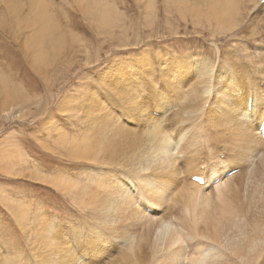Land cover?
Returning a JSON list of instances; mask_svg holds the SVG:
<instances>
[{
	"label": "rangeland",
	"instance_id": "rangeland-1",
	"mask_svg": "<svg viewBox=\"0 0 264 264\" xmlns=\"http://www.w3.org/2000/svg\"><path fill=\"white\" fill-rule=\"evenodd\" d=\"M211 1L34 0V3H32L31 0H0V261H6V259L14 261L13 259H15V262H17L16 259H18L19 264H45V260L49 258L52 252L51 238L49 239L44 234L45 230H42L41 227L48 224L53 227L54 235H61L59 236L62 237L61 241H64L66 246L71 248V259H81V264L117 263L119 258H117V255L121 258L125 250L120 243L117 244L118 241L113 239V241L110 239L105 241L96 235L103 228L97 226V229H95L97 222L92 217L94 214L91 207L99 193L96 184L111 188L115 181L125 179L124 170H119L116 167L105 168L102 166L103 168H100L99 163L96 164L91 160H83L77 157L78 155L75 154L77 152L72 149L80 148L82 153H91L98 143L96 139L100 129L114 135L113 137L118 143L116 147H121L122 143L125 142L123 135L130 134L135 130L138 139H141L145 129L146 116L157 118L161 115L162 110L166 109V106L170 109L167 107L166 121L162 125L163 130L171 131L175 138L179 137L178 135H181L183 131L189 130V132H187L180 146L182 148H179L174 156V163L177 170H179L180 178L177 180V176L167 172L160 173L156 171L157 176L153 175V177L156 176V184L162 188L161 191H164V197H162L164 203L163 206L156 208L155 212L152 213L150 211L151 207L143 202L145 208H150L149 212H146L148 210L143 212L147 219L156 223L157 221L160 223L164 219H169L174 224H179L181 216L179 207L181 208L185 201V203L191 201L190 195L195 190L197 193L194 192L192 197L197 198L194 199V202L196 200L198 204L194 202L189 204L194 203L197 205V209L200 205L204 206H200L201 210L195 209L197 212L203 211V209L206 210L205 203L207 202L204 201L207 199L211 203L208 207L218 205L216 208H219L227 205L238 209L244 206L242 204L244 191L241 180L249 173L252 179L258 181L257 175H260L259 172L262 169L258 162H260V158L264 159V146L257 140L252 146L261 152L262 156L258 157L259 161H257V158L251 164V169L245 168L248 171L243 170L242 174L240 173L244 176L242 179L235 177L233 179L234 184L225 183L226 189L219 187L220 190H213L212 186L214 185L212 184L208 188H202L203 190L196 187L194 189V186L189 184L188 178L189 173L210 172L212 168L217 166L218 161H214L212 158L214 155L209 154L203 148L199 159L196 158L198 161L196 160L194 164H191L192 154L191 149L187 148L188 142L190 143L194 137L200 134V130L203 131L207 139H210L213 129L216 128L212 126L214 123L225 125L221 124L216 118V114H220L219 110L214 111L213 115H209L214 98L199 101L195 95H192L194 93H189L190 96L186 95L188 94L187 90L194 92L193 88L197 84V80L195 81L196 61L198 58L204 57V59H210L217 67L220 65L221 59L229 55L227 51L233 46L235 47V43L239 44L237 38L241 32L248 29L246 25L250 24L253 28L256 27L259 32H264L261 24L257 23L258 15L256 16L255 11L258 9V5L254 10L250 3H244L246 6L243 10V5L240 3L242 0H236L238 6L235 4L234 10L241 9H239V15L236 16L235 11H233L232 19L236 18L237 22L242 20V24L233 32L221 33L226 26H216L214 21L211 20L212 17H219L218 14L220 15V12L214 13L212 11L215 4ZM217 1L222 2V0ZM38 2H42V4L37 6ZM246 7L248 8L246 9ZM14 9H17V11ZM196 10H199V12ZM205 14H207L206 17ZM210 14L211 17H209ZM42 15H45V18ZM25 19H27L26 22ZM36 21L39 22L40 28H37ZM254 23H257V26ZM32 24H35L36 27ZM8 28H12L15 36L9 35V37L7 35ZM36 28L41 31L38 32ZM214 28L216 29L214 30ZM236 33H238V36ZM263 38L260 40L261 42H263ZM262 44L264 45V42ZM3 45L5 46L3 47ZM216 47L219 48V51ZM231 57L233 56L230 53L229 59H232ZM226 62L230 63L231 61L226 58ZM169 63L172 64L174 72L171 76L169 75L170 77L168 75L166 77L165 68ZM176 64L180 65L181 68L176 70ZM172 76L173 78H171ZM248 76H252V74ZM172 79H175L176 82L171 81ZM252 80L257 89L256 92L261 93L264 90V76H257ZM190 81L193 82L188 83ZM237 81L242 88L245 87L244 91H247V95L253 93L248 91L250 87H248L249 84H245L246 79L243 81L238 78ZM150 82L153 83L154 87L150 86ZM173 83L182 85L177 88ZM188 84L190 88L187 86V89L186 85ZM111 86L112 91L110 90ZM130 89L131 91H129ZM179 89L184 90L180 91ZM8 92L9 95L15 93L16 98L8 96ZM120 92L124 95H121ZM128 92L129 95H127ZM180 92L187 97V100H184L185 96ZM118 93L121 96H118ZM158 96L162 100H168L167 102L163 101L165 107L155 102V97ZM177 97L180 98L176 99ZM95 98L103 104L114 118H110L111 115H108L109 118L106 115H99L98 111L100 109L98 110L94 106ZM136 104H140L139 107ZM183 107L184 109L181 110L180 108ZM199 108H201L200 112ZM128 109L136 112L138 119H141L139 123L133 119L132 116L134 115ZM258 109L259 105L256 103V110ZM183 110L185 113L181 115ZM83 111L85 114H83ZM205 112H208V114ZM189 115L190 117H188ZM179 116L181 117L179 118ZM182 116H187V118L185 117L186 120ZM113 119H117L118 122L113 124ZM195 130L199 132H195ZM110 135H106L107 143L110 142ZM230 135L229 131L225 133L227 140ZM213 145L215 152L217 151L216 155L219 153L226 154L227 157L225 155V158H228L229 162L232 161L231 158L233 157H229L230 154L225 147ZM185 148L186 153L184 155L177 154ZM223 149L226 153L221 152ZM207 157L212 159L209 160ZM181 159H185V162ZM208 161L209 163H207ZM195 167H198L197 170H195ZM253 168L254 170H252ZM257 168L259 169L257 170ZM221 172H223V168ZM241 175L238 177H242ZM254 176H257V178H254ZM262 178H264V174ZM87 181L93 184L89 186L88 192H84L82 190ZM253 181H251L252 184L255 183ZM72 185L75 188H68ZM230 185L231 188H228ZM181 186L184 187V191ZM228 189H232V191H228ZM221 190L226 192L222 193ZM187 191L190 192L187 193ZM217 193H220L222 198L219 199L221 196ZM216 195L219 196L217 199ZM205 196H207V199ZM170 198L172 199L170 200ZM211 208L207 209L211 212L213 209ZM237 209L235 210L238 211L239 209ZM216 211L212 212L216 213ZM27 212H30V215L36 214L29 215L30 217L26 219ZM212 212L211 214L214 215ZM22 213L23 216L20 215ZM38 217L41 218L40 220L37 219L40 223L42 222L41 226L37 225L39 222L36 218ZM30 218L34 219L35 222ZM21 220L24 221L21 222ZM126 220V222L120 223L118 233L128 231L133 234L135 232L136 239L140 240L141 243L153 231L151 224L145 230L133 223L131 224V220ZM36 227L37 229H35ZM94 229L96 232H94ZM103 231L100 230L105 235L107 232ZM116 234L114 233V235ZM187 235L188 233L181 234L178 237L183 240L181 242L188 247L186 248L188 251V249H192L195 240L190 241L188 244ZM105 237L113 238L112 236ZM97 239L100 240L96 246L97 249H92L90 243L86 244L87 241L94 242ZM72 242L77 243L75 250L72 249ZM100 242L103 247H100ZM257 264H264V257Z\"/></svg>",
	"mask_w": 264,
	"mask_h": 264
},
{
	"label": "bare ground",
	"instance_id": "bare-ground-1",
	"mask_svg": "<svg viewBox=\"0 0 264 264\" xmlns=\"http://www.w3.org/2000/svg\"><path fill=\"white\" fill-rule=\"evenodd\" d=\"M31 2L34 3V0H31ZM182 2H184V1H182ZM211 2L215 4L212 11L214 13L220 12V15L218 14L219 17H212L211 20L214 21V24H216V26H223V27L226 26L225 30L221 31V33L224 34L227 31L233 32L237 29V27L239 25L242 24V20L237 22L236 18L232 19V14H234L233 11H235L234 5L237 3L236 0H222V2H219V1L216 2V0L215 1L212 0ZM258 2H259V4H258ZM240 3L243 5V10L245 9V6H246V5H244V3H247V4L250 3V5L253 6L252 7L253 9L255 7H257V5H258V9H257V11H255L256 16L258 15L257 23L258 24L260 23L261 27L264 28V0H242ZM38 4H42V2H40V3L38 2L37 6H38ZM172 4H174V3H172ZM215 6H218V7H215ZM39 7H40V5H39ZM151 7H153V6H151ZM247 8L248 7H246V9ZM239 9H241V8H239ZM239 9H236L235 16L239 15ZM249 9H251V8H249ZM210 10H211V8H210ZM15 11H17V9ZM196 11L199 12V10H196ZM208 11H207V13H208ZM43 13H44V11H43ZM28 15H27V17H28ZM198 15H200V14H198ZM206 15L207 14H205V17H206ZM246 15H248V14L246 13ZM42 16L45 18V15H42ZM203 16H204V14H203ZM43 17H41V18H43ZM209 17H211V14ZM26 20L27 19H25V22H26ZM37 21H36V23L35 22L34 23L38 24L39 22L37 23ZM207 22H209V21H207ZM257 23H254V24L257 26ZM35 24H32V25L35 26ZM24 25H26V24H24ZM14 26L16 27V25H14ZM37 26H38L37 28H40L39 24ZM246 26L248 29L241 32L242 35L240 34V36H238V33H236V35L238 36L237 40L239 41V44L235 43V47L233 46L230 50L227 51V54H229V55H226L225 58L221 59L220 65H218L219 67L218 66L216 67L214 65V63H212L210 61V59L209 60L204 59V57H202L203 59L198 58V60L196 61V66H195V76H196L195 81L197 80V84L195 86V84L193 85V83H192V85L195 86L193 88L194 92H189L188 90H187L188 94H186V92H185V94L188 96H190L189 93H194L192 95L193 96L195 95V97L198 98L199 101L214 98L215 100L213 99L214 102H213L212 107L209 111V115H213L214 111L219 110L220 114H216V118L221 124H225V125H219L217 123L216 124L214 123L212 126H214L216 128L213 127L214 128L213 134L211 135L210 139H207L204 136L203 131L200 130V134H198L196 137H194L190 143L188 142L189 145L185 144V145H188V147H187L188 149H191V154H192L191 155L192 156L191 164H194L195 161L197 159H199V157L201 155L200 152L203 148H205L209 154L214 155L212 157L214 161L218 160L217 166L212 168L210 172L205 171V173L199 172V173H189L188 174L189 184L194 186L193 187L194 189H195V187L201 188V189L202 188H208L211 184L214 185V186H212L213 190H216L219 187L222 189L224 187V189H226L227 186L225 183L228 182L230 184L231 183L234 184L233 179L235 177L242 179L244 176L241 175L242 174L241 172L243 170H245V168L246 169L250 168L251 164L258 157H260L261 152L257 151L252 146V144L256 143V140H257L258 142L262 143V145L264 146V90L261 93L256 92L257 89L255 87L254 81L252 80L254 77L256 78L257 76H264V45L262 44L264 42V40H263V42L260 41L263 38L264 32L263 31L259 32L256 27L253 28V26H251L250 24H248ZM35 27H31V28H35ZM215 29L216 28H214V30ZM37 30H38V32L41 31L40 29H37ZM220 30H222V29H220ZM6 33L8 36L9 35L15 36L12 28H8ZM1 43H2V41H1ZM22 45H24V44H22ZM4 46L5 45H3V47ZM216 48L219 51V48L218 47H216ZM230 53L233 56V57H231L232 59H229ZM226 58L228 60H230L231 62L227 63ZM233 58H234V60H233ZM237 59H239V60H237ZM235 67H237L238 69H236ZM180 68H181V66L177 65L175 69L177 70ZM165 69H166V72H165L166 77H167V75L171 76V74L174 72L172 70V64L171 63L167 64ZM247 73H248V75L252 74V76H248ZM171 78H173V76ZM193 78H195V77H193ZM238 78L240 80H243V81L245 79L247 80V82L245 84L246 85L249 84L248 87H250V88H248V91L253 92L254 97H253V93H250L248 95L246 94L247 91H244L245 87L242 88L238 84V81H237ZM260 80H261V77H260ZM171 81L176 82L175 79H172ZM191 82H193V81H190L188 83H191ZM169 83L171 84V82H169ZM173 84L177 88L181 87V85H182L180 83H173ZM112 86L110 87L111 91H112ZM150 86L154 87L152 82H150ZM187 86H189V84L186 85V88H187ZM172 88H173V86H172ZM189 88H190V86H189ZM147 89H149V88H147ZM114 90H115V88H114ZM179 90L183 91L184 89H182V90L179 89ZM129 91H131V89ZM180 93L182 94V92H180ZM118 94H115V95H118ZM121 95H124V94L121 93ZM121 95L119 94L118 96H121ZM127 95H129V92ZM182 95H184V94H182ZM8 96L16 98L15 93H12L9 95V92H8ZM161 96H163V95H161ZM134 97H135V95H134ZM124 98L126 99V97H124ZM178 98H180V97H177L176 99H178ZM186 98L187 97L185 96L184 100ZM128 99H131V98H128ZM95 100H96V98H95ZM132 100H133V98H132ZM163 101L167 102L168 100L167 101H166V99L162 100L159 96L155 97V102L158 103V105L165 107L166 105L164 104ZM183 101H182V103H183ZM85 102H87V101H85ZM127 102H129V101H127ZM175 102H176V100H175ZM256 103L259 105L258 110H256ZM189 104H190V102H189ZM209 104H210V102H209ZM209 104H208V106H209ZM129 105H128V107H130ZM138 105H140V104H136V106H138ZM173 105H175V104H173ZM94 106L98 110L100 109L99 110L100 112L98 111V113H100L99 115H106L108 118H109L108 115H111L110 118H114V116L103 106V104L99 100L98 101L96 100V102L94 103ZM205 106L207 107V105H205ZM167 107L168 106H166V109L162 110V112L160 110L161 115H159L157 118H155V117L152 118V117L146 116L145 129L143 132V138H141V139H138V137L135 133L136 130L134 129L135 130L134 132H131L130 134L123 135L122 137L125 139V142L122 143L121 147H116L118 145V143H117L116 139L113 137L114 135L108 134V131L105 132L106 130L103 131L101 129L100 130L98 129L100 131V132H98V136L96 139L98 143L96 144L95 150L92 151L93 153L91 152V153L85 154V153L80 152V148L72 149L73 151L77 152V153H75L78 155L77 157H79L83 160H91L93 163H96V164L99 163L101 165V166H99L100 168H103L102 166H104L105 168L116 167L119 170H124V178L125 179L123 181H121V180L115 181L111 188L104 186V185H101V184L94 183V184H96V187L99 190V193L96 196V200L94 201V203L92 202L93 203L92 207L90 206L92 208V210L94 211V212L92 211L94 216H92L91 213L90 214L92 217H94L95 221L97 222L95 229H97V226H99V227L103 228L100 230H102V231L105 230L107 232L106 233L105 231H103L106 233L105 235H103L99 230L96 233V235L98 237H101V239H103L105 241L107 239H110V240L113 239L115 241H118L117 244L120 243L121 246L124 248L125 252L123 253V255H121L122 257L120 258V256L117 255V258L119 257L118 261H117V259L114 258L117 261V263L114 262L116 264H257L261 260V258L264 257V188L262 190V186L264 184L263 183L264 178L261 179V177L264 174V162H262V161H264V159H262V158H260V162H258V163H260L259 166L262 167L261 171L259 172L260 175H257L258 181H256V179H252L251 175H249L248 172H247L248 173L247 175L244 174L245 177L241 180V186H242L243 191H244V193L242 194V196H243V203L242 204H244V206H242V204H241L242 208H238L239 210L237 208H235L238 211H236L234 208L227 206V205H224L225 207L222 206L219 208H216L218 205L216 207L215 206L212 207V205H211V207L213 209H215V210H213L211 207H208V205L210 206L211 203L208 202L209 199H207L206 198L207 196H205V198L207 199L206 201H204V202H207V203H205L207 205V207L205 205L206 210L202 208L203 211L205 210L204 212L203 211L197 212V211H195V209H197L196 208L197 205L194 204V203H196V200L194 202V199H197V198L192 197L193 196L192 194L194 192H196V190H195L194 192L192 191L191 195L188 194V195H190L191 201L187 198L188 201H190L189 203L194 202L193 204H189L187 202L188 205H190V206L192 205L193 208L188 206V205L184 206V204H187V203H185L186 202L185 200H184L185 202H184L183 206H181V208L179 207V209L181 210V216L179 218V224H176V223L174 224L172 222V220H169V219H166V220L161 219L162 221L160 223H158V221H157V223H158L157 224L156 222H154L152 220L149 221V219H147V216L143 213L144 210L145 211L148 210L146 212H149V210H150V208L144 207L143 202H146L151 207L150 211L152 213L155 212L156 208L163 206V203H164V201H162L163 200L162 197H164L163 196L164 191H161L162 188L156 184L157 183V180L155 179L157 176L156 171H158L160 173H163V172L170 173L173 176H177V178H176L177 180L180 178L179 177V170H177V166L174 163V160H175L174 156L176 155V151L180 148V146H181L183 140L185 139L187 132H189V130L183 131L181 133V135H178L179 137L176 136L177 138H175L173 136L171 131L163 130L162 125H163V122L166 121L165 118H166V114L168 111ZM92 108H94V107H92ZM143 108H144V110H146L145 107H143ZM186 108H188V107H186ZM180 109L182 110V109H184V107L180 108ZM200 109L201 108L198 109L199 112H200ZM129 111L134 115V116H132L133 119H135L136 122L139 123L141 119H138V115H136V112L134 110H129ZM174 111H175V109H174ZM178 111H179V109H178ZM206 111H208V110H206ZM11 112H9V114H11ZM73 112H75V111H73ZM182 113L183 114L185 113L184 110L181 112V115H182ZM205 113L208 114V112H205ZM83 114H85V112ZM192 114H193V112H192ZM143 115H144V113H143ZM180 117L181 116H179V118ZM182 117H184V116H182ZM185 117L187 118V116H185ZM185 117H184V119L186 120ZM188 117H190V115ZM198 118H200V117H198ZM189 119H191V118H189ZM192 119H195V118H192ZM83 120H84V117H83ZM117 122H118L117 119H113V124L117 123ZM194 123H196V122H194ZM109 125H111V124H109ZM113 126H115V125H113ZM197 127H199V126H197ZM171 128L174 130L173 127H171ZM131 129H133V128H131ZM111 130H112V128H111ZM122 130H124V129L122 128ZM142 131H143V129H142ZM191 131H193V129H191ZM196 131L197 130H195V132ZM228 131L231 133V135L229 136V139L227 140V138L225 137V133ZM138 132H139V130H138ZM197 132H199V131H197ZM106 135L107 136L110 135V142L109 143H107ZM140 135H141V133H140ZM190 136H192V135H190ZM105 143H107V144H105ZM213 144L222 145L223 147L226 148V151L228 150V153L230 154L229 157H233V158H231L232 159V161H230L231 163L229 162L228 158H225L226 154L222 155V153H219L220 152L219 149H218L219 154L216 155L217 151L215 152V147ZM7 150H9V149H7ZM103 151H104V153H103ZM226 151H225V149H223V151H221V152L226 153ZM106 152L108 153V155H106L107 154ZM102 153H103V155H101ZM185 153H186V148H185V150L184 149L181 150V153L177 152V154H182V155H184ZM73 156H75V155H73ZM208 157H207V159H209ZM218 157H219V159H218ZM226 157H227V155H226ZM224 158H225V160L221 161V159H224ZM211 159H209V160H211ZM181 160H184V162H185V159H181ZM188 161H187V163H188ZM257 161H259V158L257 159ZM207 163H209V161ZM261 167H259V168H261ZM197 168L195 170H197ZM222 168H223V172H221ZM239 168H241V169H239ZM254 168H255V166H254ZM254 168L252 170H254ZM259 168H257V170ZM246 171H248V170H245V172ZM184 172H186V171H184ZM253 172L255 173V171H253ZM253 172H252V174L254 175ZM261 172H263V173H261ZM187 173H188V171H187ZM154 174L156 175L155 177H153ZM261 174H262V176H261ZM240 175L242 177H238ZM257 176H254V178H257ZM192 177H198V178H196L195 181H192V179H191ZM112 178H115V177H112ZM231 180H232V182H230ZM237 180L240 181L239 179H237ZM252 180L255 181V183H253L254 185L251 183ZM92 184L93 183H91L90 181H87L84 184V188L82 191L88 192L87 190L89 189V186H91ZM74 185L69 186L68 188L73 189L76 186V185L75 186ZM238 185H240V184H238ZM171 187H173V186H171ZM178 188H177V190H179ZM181 188H182V186H181ZM183 188H182V190H183ZM228 188H231V185ZM167 190H166V192H167ZM218 190H220V189H218ZM228 191H232V189H228ZM189 192L187 191V193H189ZM220 192H222V190ZM174 193H175V191H174ZM227 193H229V192H227ZM179 194L181 195L182 193H179ZM217 194H219V196H221L220 193H217ZM219 196L216 195V199ZM214 198H215V196H214ZM220 198H222V196L219 197V199ZM171 199L172 198H170V200ZM198 200H200V198H198ZM168 202H169V200H168ZM170 203H171V201H170ZM172 203H173V201H172ZM196 204H198V203H196ZM178 205L180 206V204H178ZM193 205L195 206V208ZM200 206L204 207L203 205H200ZM200 206L197 210H199V209L201 210ZM207 208H209V209L211 208L212 211H216V209H218V210L216 211V213L211 211L212 213H214V215H213V214H211L210 210ZM207 210H209V211L207 212ZM12 213H14V212H12ZM29 213L27 214L26 219H28V217L36 214L35 213V214L30 215ZM18 214H19V212H18ZM25 214H26V212H25ZM20 215L23 216V213ZM39 217L36 218V220L39 219ZM32 218H30V219H32ZM26 219H24V220H26ZM126 219L131 220V224L133 223L134 225H137L141 229H145V230H146V228H148L147 226L149 224H151L153 231L149 236L146 237V239L143 243H141L140 240L136 239V233L135 232L133 234L129 233L128 231L123 232V233H118L120 223L126 222L127 221ZM24 220H21V222ZM32 220L35 222L34 219H32ZM39 220H37V221L39 222ZM30 221H28V222H30ZM32 222H31V224H32ZM41 223L39 222L37 224V222H36V224L40 225V226H41ZM26 225L28 226L29 224H26ZM44 225H43V227H41V229L43 228L42 230H45L44 234H46V236L49 239L51 238L52 252H51L49 258L46 259L45 262L44 261L43 262L45 264H81L82 263L81 259H77V260L71 259V255H72L71 254L72 253L71 248L66 246V243H64V241L63 242L61 241L62 237L61 238L59 237L61 235L55 236L53 227L51 225L49 226L48 224H47V226L46 225L44 226ZM124 225H125V223H124ZM33 227H35V226H33ZM37 227L35 229H37ZM26 228H28V227H26ZM95 229H94V232H96ZM38 231H40V230H38ZM173 231H174V233H172ZM177 232H179V233L177 234ZM114 233L115 234L117 233V234L114 235ZM186 233H188V235H187V237L189 239L188 244L190 243V241L195 240V244L193 246L191 245L192 249H190V250L188 249V251L186 249L188 247H186V245L184 243H182L183 240L182 239L180 240L178 237L181 234L185 235ZM44 234H42V235H44ZM105 236H112L113 238H107ZM98 239H100V238H98ZM98 239H97V241H94V242L93 241H90V242L87 241L86 244L88 245L90 243L92 245L91 246L92 249H94V248L97 249L96 246H97L98 242L100 241ZM42 245H43V243H42ZM99 245H100V247H103V245H101V242ZM76 246H77V243L72 242V249L73 250H75ZM51 248H48V249H51ZM78 248H79V246H78ZM13 260L14 261H10V260L6 259V261H0V264H17L18 263V259H16L17 262H15V259H13ZM118 262H120V263H118Z\"/></svg>",
	"mask_w": 264,
	"mask_h": 264
}]
</instances>
